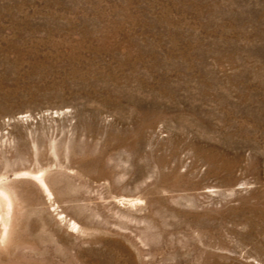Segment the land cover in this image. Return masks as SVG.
<instances>
[{"label":"rangeland","instance_id":"obj_1","mask_svg":"<svg viewBox=\"0 0 264 264\" xmlns=\"http://www.w3.org/2000/svg\"><path fill=\"white\" fill-rule=\"evenodd\" d=\"M0 185V264H264V0H0Z\"/></svg>","mask_w":264,"mask_h":264},{"label":"bare ground","instance_id":"obj_2","mask_svg":"<svg viewBox=\"0 0 264 264\" xmlns=\"http://www.w3.org/2000/svg\"><path fill=\"white\" fill-rule=\"evenodd\" d=\"M33 178L40 184L45 195L49 198H53V192L48 186L44 173H33ZM14 217V203L11 194L0 185V249L7 247L11 237V226ZM73 227H77L78 224L75 220H72Z\"/></svg>","mask_w":264,"mask_h":264}]
</instances>
